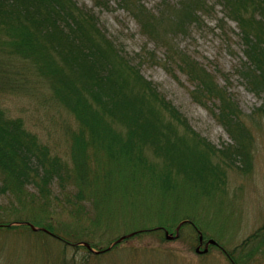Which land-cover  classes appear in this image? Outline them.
Returning <instances> with one entry per match:
<instances>
[{
  "label": "rangeland",
  "instance_id": "1",
  "mask_svg": "<svg viewBox=\"0 0 264 264\" xmlns=\"http://www.w3.org/2000/svg\"><path fill=\"white\" fill-rule=\"evenodd\" d=\"M73 1L82 11L94 15L97 29L113 42L124 59L214 147L220 162H226L220 163L224 175L218 181L210 178L208 183L196 185L186 181L181 187L163 191L146 178L139 179L136 188L135 181H112L107 188L99 185L95 200L76 199L72 180L57 181L48 201L38 199L33 189H26L32 196L24 194L27 200L22 214H14L21 210V204L0 190L1 219L16 224L20 220L15 219L29 216L41 227L50 224L52 228V235L23 228L0 230V264H264L262 235L258 242L251 240L241 246L264 227V107L259 110L264 95L251 92L241 77L247 62L245 46L239 26L223 2L203 0L196 22L189 23L183 31L167 24L164 29L168 36L161 35L162 28L154 31L158 37L154 38L144 33L139 21L124 8L123 0ZM138 1L155 15L182 2ZM183 56L205 69L234 104L244 127L242 144L230 136L219 119L221 99L205 97L196 82L182 71L179 57ZM25 66L17 60L2 62L0 69L8 76L0 81V108L7 117L21 119L25 129L51 154L65 161L71 171L73 138L79 123L54 98L50 85ZM111 128L126 137L120 125L113 124ZM84 136L89 170L95 162L107 169V153L89 143L87 131ZM240 144L249 153L237 149ZM227 148L236 150L229 156L222 155ZM144 155L148 164L161 170L162 159L151 149H145ZM174 211L180 221L168 219ZM161 219L172 239H166L163 230L146 232L163 224L159 223ZM184 221L194 223L197 230ZM181 222L184 225L175 237ZM135 232L143 234L129 236ZM198 232L204 237L200 250L208 248L206 254L196 253ZM123 236L127 237L116 242ZM209 240L216 241L219 247L208 245ZM80 242L91 244L92 251L78 246Z\"/></svg>",
  "mask_w": 264,
  "mask_h": 264
},
{
  "label": "trees",
  "instance_id": "2",
  "mask_svg": "<svg viewBox=\"0 0 264 264\" xmlns=\"http://www.w3.org/2000/svg\"><path fill=\"white\" fill-rule=\"evenodd\" d=\"M220 1L238 24L245 46L247 62L242 66L241 77L251 92L264 95V0ZM123 3L144 33L154 38H158L154 31L164 29L167 24L183 31L189 23L197 21L196 12L205 4L203 0H182L178 7L169 6L155 15L138 0H123ZM161 35L167 37V30ZM4 60L19 61L46 81L54 98L79 123V131L73 138L71 172L65 161L51 154L46 145L25 129L21 119L7 117L0 108V190L21 204V210L14 214H22L27 200L24 194L32 196L26 189H33L38 199L48 201L57 181L72 180L76 199L95 200L101 189L99 185L107 188L112 181H135L133 188H136L139 179L146 178L163 191L181 187L186 181L196 185L223 177L220 163L226 162L222 159L220 162L214 147L124 59L113 42L97 29L94 15L82 11L73 0H0V66ZM179 62L182 71L196 82L205 97L221 99L219 119L230 136L241 143L244 127L224 90L194 60L183 56ZM7 76L0 69V81ZM263 107L264 100L259 110ZM113 124L125 130V138L117 135L120 132L111 128ZM85 131L89 133V143L107 153V169L95 162L89 170ZM241 144L237 149L249 153ZM145 149H151L162 159L161 170L148 164ZM232 150L236 149L227 148L221 154L229 156ZM214 158L217 162H213ZM175 211L168 219L180 221ZM25 217L15 220L41 225ZM159 223H163L162 219ZM10 224L0 218V230L30 229L26 224ZM165 225L146 232H158ZM45 229L52 230L50 224ZM263 229L241 246L251 240L258 242L264 237Z\"/></svg>",
  "mask_w": 264,
  "mask_h": 264
},
{
  "label": "water",
  "instance_id": "3",
  "mask_svg": "<svg viewBox=\"0 0 264 264\" xmlns=\"http://www.w3.org/2000/svg\"><path fill=\"white\" fill-rule=\"evenodd\" d=\"M33 229L36 230L34 227H33ZM178 229H179V227L177 228V233H176V236H175V237L178 236ZM124 238H125V237H122L120 240H122V239H124ZM166 238H167V239H172L173 237L170 236V235L168 234V232H166ZM120 240H119V241H120ZM199 241L202 242V236L199 237ZM208 244H210V245H216V242H215L214 240H209V241H208ZM88 248H89V247H88ZM207 251H208L207 248L204 249L203 251H201L199 248L196 249V252H197V253H206Z\"/></svg>",
  "mask_w": 264,
  "mask_h": 264
}]
</instances>
